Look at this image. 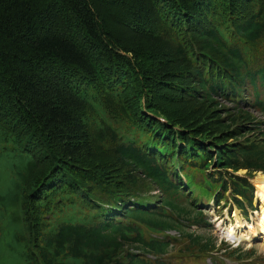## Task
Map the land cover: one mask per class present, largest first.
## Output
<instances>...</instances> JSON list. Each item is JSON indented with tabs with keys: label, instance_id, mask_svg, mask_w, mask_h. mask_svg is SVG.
<instances>
[{
	"label": "trees",
	"instance_id": "16d2710c",
	"mask_svg": "<svg viewBox=\"0 0 264 264\" xmlns=\"http://www.w3.org/2000/svg\"><path fill=\"white\" fill-rule=\"evenodd\" d=\"M262 92L264 0H0V160L13 173L8 184L0 169V264H166L180 238L198 258L221 251L192 229L212 225L174 173L205 171L244 215L254 210L264 122L250 109L264 117ZM217 99L235 104L229 120ZM228 121L234 138L259 139L230 148L213 129ZM211 147L219 178L204 163ZM126 168L159 202H130ZM170 193L193 207L185 233ZM235 254L251 264L256 251Z\"/></svg>",
	"mask_w": 264,
	"mask_h": 264
},
{
	"label": "rangeland",
	"instance_id": "374dc122",
	"mask_svg": "<svg viewBox=\"0 0 264 264\" xmlns=\"http://www.w3.org/2000/svg\"><path fill=\"white\" fill-rule=\"evenodd\" d=\"M215 60L208 61V64L211 65L212 68L215 67ZM251 90V89H250ZM250 90L248 94H250ZM196 95V94H194ZM262 97H264V92H262ZM253 97H250V100H252ZM150 99V92L145 91L143 98L141 100V106L142 112L144 111L145 105L147 101ZM217 102L219 103V108L217 106L215 107L220 112L222 118L224 120H229L230 116L234 114L233 108L235 106H232L231 102H227L225 100L217 99ZM189 107V105H187ZM243 111H248L249 108L245 107V105H240ZM213 107V106H212ZM210 108V110L212 109ZM228 110V111H227ZM250 113L252 116L257 119L259 122H264V117L255 109L251 108ZM146 117L150 118L146 113H144ZM211 115V113H209ZM150 116L154 119L160 120L163 123H166V119L164 117H160L155 114H151ZM221 124H225V121L221 120ZM236 128L235 125H232L230 121L226 124V126L223 128H220L219 126L216 127V125L213 126V129L215 132H218L217 134L221 135L220 139L225 136H229L230 138L226 142L228 146L231 148V146H238V145H251L253 142H250V144L247 142L249 139L251 141H255L258 138L251 137L252 135H246L242 137H233L231 133H228L229 131H234ZM262 128L264 130V125H262ZM132 138V137H130ZM212 143H207V146L210 147ZM225 147V146H224ZM219 147H211V150L208 152L209 156L206 154V160L204 163L208 165L207 172H212V174H217V178L220 177L217 171L220 169L221 164L220 161V155ZM161 155V159L164 160L167 155ZM115 158V155L113 154V151L106 156L104 159L105 161H113ZM216 161V163H214ZM203 162V161H202ZM1 166L0 169L3 171V178L6 180V182L9 184L11 183L13 179V173H12V164L8 158H4V160H0ZM201 163V162H200ZM179 164V163H178ZM178 170L181 171L180 175H177L174 173V177L178 180H185L186 186L185 191H190V197L195 200V202L199 205V210L205 212V216L210 220V223L212 227L206 229H198V227L193 226V230L197 231V234L202 236H209L214 237L217 240L218 246L221 243L222 240H225V246H223L222 250L214 253L211 256H208L207 258H212L215 264H240L237 262V254H235V250L238 246L240 248H243L244 251H247L249 249H254L256 251L255 257L250 259L247 262H252L251 264H264V241L261 240L262 237L256 238L252 242L248 241H242L240 243L230 241L227 238H224L222 236V232L229 228L230 226L236 224L237 218L239 217L243 221L246 222H253L254 218L256 217V213L261 207L257 200L256 196V187H255V198H254V207L255 210H249L248 214L245 215V217L242 215V212L236 208V204L234 201V197L232 196V191L229 190L228 192H224L223 190H219L216 188V186L209 184L206 181V173L205 171L194 169L192 166L189 165H183L178 167ZM125 171L127 173L124 175L125 178H127L130 188H131V195L128 198L131 203L134 201L138 203V205H142L145 207H151L155 205L159 200L162 198V193L158 189L156 185H154L149 180H144L141 178L138 174V178L136 176L135 178V172L132 171L131 168H126ZM215 172V173H213ZM224 176H226L225 172H221ZM231 174H235L236 176L245 177L247 175V171H238V172H230ZM260 173H250L251 180H255L257 176ZM264 175V173L262 174ZM252 183L254 184V182ZM128 182H124V185H127ZM183 183V181H182ZM255 186V185H254ZM220 196V201H217V197ZM225 199H222V198ZM164 204L168 205L170 209H172L173 213L180 218V223H177L176 231L185 233V231L188 228H184L180 225L182 224H189V221H195V215L193 212H191V207L189 205V200L184 199L181 196L174 197L173 193L165 194V202ZM260 205V206H259ZM71 210H74L73 208ZM83 211V209H82ZM260 212V210H259ZM258 217V216H257ZM182 229V230H180ZM172 236V237H180L177 233H169L166 234V236ZM1 237V234H0ZM261 238V239H260ZM182 239L178 243H174L175 247L173 249V252L166 257V264H203L205 262V257L198 258L193 254H187L185 252L186 250V244L189 242L186 238H180ZM230 241V242H229ZM233 254V255H232Z\"/></svg>",
	"mask_w": 264,
	"mask_h": 264
},
{
	"label": "bare ground",
	"instance_id": "6f19581e",
	"mask_svg": "<svg viewBox=\"0 0 264 264\" xmlns=\"http://www.w3.org/2000/svg\"><path fill=\"white\" fill-rule=\"evenodd\" d=\"M253 182L256 187L257 200L261 205L260 212L258 210L253 222H246L238 217L236 224L226 229L224 237L233 242H252L260 236L262 237L260 239L264 241V175L259 174Z\"/></svg>",
	"mask_w": 264,
	"mask_h": 264
},
{
	"label": "water",
	"instance_id": "95a60500",
	"mask_svg": "<svg viewBox=\"0 0 264 264\" xmlns=\"http://www.w3.org/2000/svg\"><path fill=\"white\" fill-rule=\"evenodd\" d=\"M225 232V231H224ZM224 232H223V234H224Z\"/></svg>",
	"mask_w": 264,
	"mask_h": 264
}]
</instances>
